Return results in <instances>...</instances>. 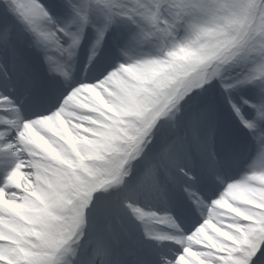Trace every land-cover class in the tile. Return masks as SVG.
<instances>
[{
  "label": "snow or ice",
  "instance_id": "1",
  "mask_svg": "<svg viewBox=\"0 0 264 264\" xmlns=\"http://www.w3.org/2000/svg\"><path fill=\"white\" fill-rule=\"evenodd\" d=\"M0 264H264V0H0Z\"/></svg>",
  "mask_w": 264,
  "mask_h": 264
}]
</instances>
